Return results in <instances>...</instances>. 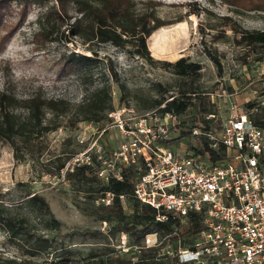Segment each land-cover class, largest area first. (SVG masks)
Instances as JSON below:
<instances>
[{
    "label": "rangeland",
    "instance_id": "rangeland-1",
    "mask_svg": "<svg viewBox=\"0 0 264 264\" xmlns=\"http://www.w3.org/2000/svg\"><path fill=\"white\" fill-rule=\"evenodd\" d=\"M156 1L160 3L157 15L172 23L147 38L151 57L169 63L181 58L197 63L196 76H178L169 67L146 63L109 42L71 36L68 27L77 16L72 3L67 7L69 19L62 20L59 30L65 31L66 39L58 36L37 44L33 35L55 2L34 0L25 10L19 0L0 3L4 25L0 29V92L11 98L9 109L16 114V122L27 121L26 102L32 96L70 103L67 115L53 120L52 124L59 122L56 130L42 136L25 133L26 144L21 137L15 138L19 153L24 154L22 160H16L11 144L0 139V215L10 213L26 222L15 239L0 229V264L13 259L39 264H120L124 259L125 254L113 246L123 232L112 234L114 223L99 219L98 204L77 190L65 168L58 174L54 171L63 161L69 168L75 153L88 151L94 144L109 152L124 140L110 121H103L102 129L97 124L73 122V111L86 98L96 94L95 99L102 100L108 92L114 107H130L138 115L162 107L152 106L156 99L163 97L166 102L194 91L193 104L178 115L180 124L165 143L172 151L189 155L204 148L205 136H191L192 128L203 132L209 120L213 133H208L218 139L229 114L249 113L252 107L264 105V51L235 44L228 27L210 29L219 26L220 16L229 15L242 27L264 30V0ZM207 51L219 57V68ZM70 52L94 58L82 68H88L87 73L62 70L61 58ZM103 87L106 91H99ZM204 109L215 117L207 120ZM46 117L51 119L49 114ZM34 194L45 199L48 211L38 210V204H25ZM124 210L133 213L129 207ZM50 214L60 223L57 229L44 228Z\"/></svg>",
    "mask_w": 264,
    "mask_h": 264
},
{
    "label": "built area",
    "instance_id": "built-area-1",
    "mask_svg": "<svg viewBox=\"0 0 264 264\" xmlns=\"http://www.w3.org/2000/svg\"><path fill=\"white\" fill-rule=\"evenodd\" d=\"M108 117L124 138L118 149L106 152L94 144L69 164L91 166L104 182L122 180L124 170L135 167L134 197L153 208L156 222L174 223L172 232L147 233L140 244L120 233L113 246L125 254L122 264H264V105L229 114L218 139L191 129V136L209 138L212 148L225 147L217 162L207 151L181 154L165 145L180 124L173 112L137 115L115 107ZM112 198L107 192L100 202L109 205ZM192 214L199 216L195 231Z\"/></svg>",
    "mask_w": 264,
    "mask_h": 264
},
{
    "label": "trees",
    "instance_id": "trees-1",
    "mask_svg": "<svg viewBox=\"0 0 264 264\" xmlns=\"http://www.w3.org/2000/svg\"><path fill=\"white\" fill-rule=\"evenodd\" d=\"M6 0H0V3ZM26 9L29 3L34 0H19ZM42 1V0H39ZM54 1L53 11L45 15L44 21L40 23L39 30L34 33L33 39L37 44L52 42L57 40L58 36H63L65 31L59 32L64 18L69 19L68 4L72 3L75 7L77 16L69 24L68 33L71 36H76L83 41L98 40L100 42H109L118 49H122L126 54L136 56L146 63H159L164 67H169L174 74L182 77L196 76L200 70L197 63L187 62L184 58L177 60L174 63L166 61L154 60L147 46V38L157 29L171 24L172 22L161 19L157 15V7L159 1L156 0H47ZM2 8L0 6V29L4 27L1 17ZM197 13L199 11H196ZM54 17V18H53ZM219 26L212 25L210 29L217 27H228L232 32V38L237 45H246L250 47H259L264 51V30H251L242 27L238 21L232 16L225 15L218 18ZM223 33V32H222ZM205 44V42H204ZM210 60L219 68L221 65L219 57L210 51H207ZM94 56H97L94 54ZM94 62V58L70 52L61 58L62 70H84L87 73L88 68H83ZM112 76L115 75L113 72ZM117 81V79H116ZM123 90V85L120 86ZM99 91H106L105 87ZM192 94L194 91L188 92L186 95L174 96L165 102V99L159 98L153 101L152 106H160L162 112H173L176 115H181L193 104ZM96 94L91 95L89 99H85L73 111L75 118L73 122L97 124L99 129H102L103 121H110L108 113L115 107L110 100L107 92L106 98L100 100L95 99ZM165 102V103H164ZM11 98L4 92H0V139L8 141L14 149V158L22 160L23 153H19V147L15 144V138L21 137V142L26 144L28 140L24 137L27 134H36L42 136L48 131H54L59 127V122L52 124L53 120L59 116H66L69 112L70 103L63 99H45L39 95L30 97L26 102L28 112L27 123H17L16 114L9 109ZM252 107V105H249ZM205 110V109H204ZM49 114L51 119L46 116ZM203 114H213L209 111H203ZM56 122V121H55ZM28 124V125H27ZM205 130L203 132H212L210 121L205 120ZM29 126V127H27ZM212 141L204 137V148L199 151L200 154L208 152L212 162H217L224 158L225 147L219 145L214 149L211 147ZM198 153V152H197ZM77 154V153H75ZM74 154V155H75ZM73 155V156H74ZM67 162V161H66ZM66 162L63 161L55 167V172L61 173L66 168ZM135 167H128L123 172V179H110L104 182L97 177L94 169L89 165H70L64 172L68 179L76 186L79 192H83L91 203L98 204L95 209L99 213V219L102 222L114 223L112 234L123 232L129 237L134 236L133 244H140L145 234L158 231L159 233L167 234L173 231L174 223L169 220L166 223L156 222L155 212L153 208L141 203L134 197L133 178L136 175ZM110 192L113 194L112 201L109 205L100 202L105 194ZM124 196V203L119 198ZM26 205L38 204V210H49L45 199L37 194L28 197L25 201ZM2 206V205H0ZM124 207H129L133 211L132 215H128ZM190 228L197 230L198 215H190ZM25 221L19 220L12 214L4 216L0 215V229L4 231L8 238L15 239L19 235L20 229L25 227ZM52 224V225H50ZM60 225L59 221L49 215L48 222L44 225L52 229H57ZM10 264H39L37 261L10 260ZM125 260L121 259V263ZM135 264H150V262L138 261Z\"/></svg>",
    "mask_w": 264,
    "mask_h": 264
}]
</instances>
